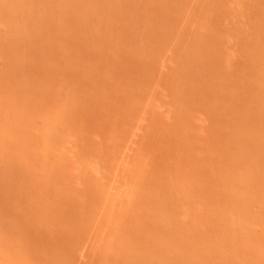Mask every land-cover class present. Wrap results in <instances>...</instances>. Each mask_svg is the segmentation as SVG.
<instances>
[{"label":"rangeland","instance_id":"374dc122","mask_svg":"<svg viewBox=\"0 0 264 264\" xmlns=\"http://www.w3.org/2000/svg\"><path fill=\"white\" fill-rule=\"evenodd\" d=\"M230 1L0 0V264H264V0Z\"/></svg>","mask_w":264,"mask_h":264},{"label":"bare ground","instance_id":"6f19581e","mask_svg":"<svg viewBox=\"0 0 264 264\" xmlns=\"http://www.w3.org/2000/svg\"><path fill=\"white\" fill-rule=\"evenodd\" d=\"M161 1H162V0H161ZM231 1H232V0H231ZM231 1H230V2H231ZM234 1H235V0H234ZM232 2H233V1H232ZM161 3H162V2H161ZM189 9H190V8H189ZM206 9H207V8H206ZM174 10H175V9H174ZM199 10H200V9H199ZM201 10H202V9H201ZM201 10H200V13H201ZM146 12H147V11H146ZM155 12H156V11H155ZM167 12H168V10H167ZM203 12H204V11H203ZM205 12H206V11H205ZM185 13H186V12H185ZM196 13H198V12H196ZM155 14H156V13H155ZM161 14H162V13H161ZM201 14H202V13H201ZM207 14H208V13H207ZM144 15H145V13H144ZM156 15H157V14H156ZM196 15H197V14H196ZM198 15H200V14L198 13ZM205 15H206V14H205ZM261 15H262V14H261ZM200 16H201V15H200ZM160 17H161V16H160ZM191 17H192V16H191ZM197 17H198V16H197ZM236 17H237V16H236ZM184 18H185V17H184ZM198 18H199V17H198ZM165 19H166V18H165ZM182 19H183V18H182ZM201 19H202V18H201ZM186 20H187V19H186ZM157 21H158V19H157ZM199 21H200V20H199ZM261 21H262V20H261ZM179 22H180V20H179ZM184 22H185V21H184ZM138 23H139V21H138ZM181 23H182V22H181ZM186 23H187V21H186ZM182 24H183V23H182ZM205 24H206V23H205ZM139 26H140V25H139ZM204 26H205V25H204ZM204 26H203V27H204ZM201 27H202V26H201ZM144 28H145V27H144ZM187 29H188V28H187ZM190 30H191V29H190ZM217 30H218V29H217ZM148 31H149V30H148ZM187 32H188V31H187ZM220 32H221V31H220ZM222 32H223V31H222ZM214 33H216V31H214ZM199 34H200V32H199ZM202 34H203V33H202ZM218 34H219V33H218ZM185 35H186V34H185ZM215 35H216V34H215ZM207 36H208V35H207ZM139 37H140V36H139ZM202 38H203V37H202ZM205 39H206V38H205ZM212 40H213V39H212ZM216 40H217V39H216ZM223 40H224V39H223ZM201 41H204V40L202 39ZM212 42H213V41H212ZM184 43H185V42H184ZM190 45H191V44H190ZM211 45H212V44H211ZM144 46H145V45H144ZM198 46H199V45H198ZM168 47H169V46H168ZM114 48H115V47H114ZM168 49H169V48H168ZM243 49H245V48H243ZM187 50H188V49H187ZM210 50H211V49H210ZM203 51H204V50H203ZM208 51H209V50H208ZM219 51H220V50H219ZM186 52H187V51H186ZM190 52H191V51H190ZM195 52H196V51H195ZM240 52H241V51H240ZM204 53H206V52H204ZM208 53H209V52H208ZM195 54H196V53H195ZM213 54H214V53H213ZM173 55H174V54H173ZM177 55H178V54H177ZM186 55H187V54H186ZM188 56H189V55H188ZM181 58H182V57H181ZM189 58H190V56L188 57V60L190 61L191 59H189ZM193 59H195V58L193 57ZM179 60H180V59H179ZM188 60H185L186 63H184V65H185V64L187 65V61H188ZM216 61H217V60H216ZM188 63H189V62H188ZM177 64H178V63H177ZM189 64H190V63H189ZM125 65H126V64H125ZM184 65H183V66H184ZM197 65H198V64H197ZM183 66H182V70H183V74H185V73H187V72H186L187 70L184 71L186 66H185V67H183ZM116 67H117V66H116ZM218 67H219V66H218ZM223 68H224V67H223ZM186 69H190V68L187 66ZM190 70H191V69H190ZM224 71H225V70H224ZM180 72H181V71H180ZM180 72H179V73H180ZM184 72H185V73H184ZM190 72H191V71H190ZM190 72H189V70H188V73H189V74L187 73L185 76L190 75V74H191ZM260 72H261V70H260ZM260 72L258 73V75L260 74ZM263 73H264V72H263ZM222 74H223V73H222ZM108 75H109V74H108ZM181 75H182V74H181ZM207 75H208V74H207ZM255 75H256V74H255ZM185 76H184V77H185ZM119 77H120V76H119ZM184 77H183V78H184ZM194 77H195V75H194ZM215 77H216V76H215ZM260 77H261V79H262V77H264L263 74L260 75ZM260 77H259V78H260ZM111 78H112V77H111ZM114 78H116V77H114ZM172 78H173V77H172ZM188 78H189V77H188ZM206 78H207V77H206ZM95 79H96V78H95ZM178 79H180V78H178ZM181 79H182V78H181ZM184 79H185V78H184ZM184 79H182V80H180V81H181V82H182V81H185ZM203 79H204V78H203ZM172 80H173V79H172ZM205 80H206V79H205ZM213 80H214V79H213ZM108 81H109V80H108ZM178 81H179V80H178ZM188 81H189V80H188ZM113 82H114V81H113ZM193 82H194V81H193ZM211 82H212V81H211ZM116 83H117V82H116ZM185 83H186V82H185ZM203 83H204V82H203ZM138 84H139V83H138ZM207 84H209V83H207ZM177 85H178V84H177ZM181 85H182V84H181ZM191 85H192V83H191ZM196 85H198V84H196ZM199 85H200V84H199ZM211 85H212V84H211ZM173 86H174V85H173ZM200 86H201V85H200ZM189 87H191V86H189ZM197 87H198V86H197ZM203 87H204V86H203ZM217 87H218V86H217ZM217 87H216V88H217ZM182 88H183V87H182ZM193 88H195V87H193ZM245 88H246V87H245ZM198 89H199V88H198ZM204 89H205V88H204ZM213 89H214V88H213ZM242 89H243V88H242ZM183 90H184V89H183ZM186 90H187V89H186ZM196 90H197V89H196ZM245 90H246V89H245ZM153 91H154V90H153ZM178 91H179V90H178ZM214 91H215V90H214ZM241 91H242V90H241ZM241 91H240V92H241ZM250 91H251V90H250ZM97 92H98V91H97ZM187 92H188V91H187ZM196 92H197V91H196ZM200 92H201V91H200ZM204 92H205V91H204ZM243 92H244V91H243ZM198 93H199V92H198ZM202 93H203V92H202ZM210 93H211V92H210ZM215 93H216V92H215ZM187 94H188V93H187ZM187 94H186V95H187ZM105 95H106V94H105ZM121 95H122V94H121ZM184 95H185V94H184ZM184 95H183V96H184ZM193 95H194V94H193ZM195 95H197V94H195ZM201 95H202V94H201ZM215 95H216V94H215ZM153 96H154V95H153ZM211 96H212V95H211ZM235 96H236V95H235ZM256 96H257V95H256ZM176 97H177V96H176ZM257 97H258V96H257ZM257 97H256V98H257ZM191 98L194 99V97H191ZM231 98H232V97H231ZM254 98H255V96H254ZM258 98H259V97H258ZM262 98H263V97H262ZM86 99H87V98H86ZM120 100H121V99H120ZM135 100H136V99H135ZM258 100H259V99H258ZM181 101H182V100H181ZM185 101H186V100H185ZM197 101H198V100H197ZM200 101H201V100H200ZM119 102H120V101H119ZM195 102H196V101H195ZM212 102H213V101H212ZM183 103H184V102H183ZM183 103H182V104H183ZM186 103H187V102H186ZM193 103H194V102H193ZM193 103H192V104H193ZM187 104H188V103H187ZM196 104H197V103H196ZM194 105H195V104H194ZM117 106H118V105H117ZM187 106H188V105H187ZM201 106H202V105H201ZM190 107H191V106H190ZM168 109H169V108H168ZM180 109H181V108H180ZM182 109H184V108L182 107ZM189 109H190V108H189ZM177 110H178V109H177ZM183 112H184V111H183ZM185 112H187V111H185ZM106 113H107V112H106ZM241 114H242V113H241ZM216 117H217V115H216ZM123 118H124V117H123ZM217 119H218V118H217ZM188 120H189V119H188ZM164 127H165V126H164ZM212 128H213V127H212ZM262 128H264V127L262 126ZM262 128H260V129H262ZM213 129H214V128H213ZM160 130H161V128H160ZM262 130H263V129H262ZM212 131H213V130H212ZM245 131H246V130H245ZM258 132H260V131H257V132H256V135L258 134ZM193 133H194V132H193ZM209 133H210V132H209ZM254 133H255V132H254ZM263 133H264V131H263ZM205 134H206V133H205ZM261 134H262V133H261ZM261 134L259 133V135H261ZM256 135H255V136H256ZM250 136H251V135H250ZM253 136H254V135H253ZM253 136H252V137H253ZM262 136H264V135L262 134L261 137H262ZM259 137H260V136H259ZM254 138H255V137H254ZM262 138H263V140L261 139V140H260L261 142L264 141V137H262ZM196 139H197V138H196ZM223 141H224V140H223ZM250 141H252V138H251ZM250 141H249V143H250ZM225 142H226V141H225ZM254 142H255V141H254ZM254 142L252 141L251 144L253 145ZM223 143H224V142H223ZM247 144H248V140H247ZM248 145L250 146V148H252V147H251L252 145H250V144H248ZM248 145H247V146H248ZM263 145H264V144H263ZM263 145H261L260 147H263ZM213 146H214V145H213ZM220 146H221V145H220ZM231 146H233V145H231ZM249 146H248V147H249ZM210 149H211V148H210ZM213 149H214V148H213ZM260 149H261V148H259V150H260ZM213 151H214V150H213ZM213 151H212V152H213ZM216 151H217V150H216ZM222 151H223V149H222ZM247 151H248V150H247ZM257 151H258V150H256V152H257ZM263 151H264V150H263ZM263 151H261V152H263ZM220 152H221V151H220ZM230 152H232V151H230ZM256 152H255V153H256ZM259 153H260V151H259ZM263 153H264V152H263ZM237 155H238V154H237ZM262 155H263V154H261L260 156H262ZM219 156H220V155H219ZM263 156H264V155H263ZM210 157H211V156H210ZM238 157H239V156H238ZM205 158H206V157H205ZM215 158H216V157H215ZM220 158H222V157H220ZM262 158H263V157H262ZM226 159H227V158H226ZM204 160H205V161H204ZM204 160H201L202 162L204 161L203 164H202V162L200 163V161H199L198 164H200V165L202 164L204 167H206L207 164H208L209 162H207L208 159H207V160L204 159ZM218 160H219V159H218ZM224 160H225V159H224ZM263 160H264V159H263ZM211 161H212V160H211ZM220 161H221V160H220ZM234 161H235V160H234ZM260 161H262V160H260ZM260 161H259V163H260ZM218 162H219V161H218ZM220 163H221V162H220ZM231 163H232V162H231ZM255 163H257V162H255ZM204 164H206V165H204ZM249 164H250V163H249ZM257 164H258V163H257ZM262 164H263V165H261V166H264V163H263V162H262ZM200 165H198V167H201V166H202V165H201V166H200ZM208 165H209V164H208ZM212 165H213V164H212ZM216 165H218V164H216ZM252 165H253V164H251V167L254 168V167H253L254 165H253V166H252ZM241 166H242V165H241ZM249 166H250V165H249ZM249 166H248V167H249ZM144 167H145V166H144ZM188 167H189V166H188ZM208 167H209V166H207V169H208ZM251 167H250V168H251ZM201 168H202V170H204L203 167H201ZM210 168H211V167H210ZM244 168H245V166H244ZM258 168H259V166H258ZM262 168H263V167H262ZM205 169H206V168H205ZM248 169H249V168H248ZM263 169H264V168H263ZM198 170H199V169H197L196 171H198ZM232 170H234V169L232 168ZM256 170H257V169H256ZM188 171H189V170H188ZM205 171H206V170H205ZM209 171H210V170H209ZM217 171H218V170H217ZM237 171H238V170H237ZM237 171H236V172H237ZM250 171H251V170H250ZM263 171H264V170H263ZM263 171H262V173H263ZM186 172H187V171H186ZM247 172H248V170H247ZM255 172H256V171H255ZM187 173H189V172H187ZM214 173H215V172H214ZM216 173H217V172H216ZM251 173H253V172H251ZM258 173H259V171H258ZM258 173H257V174H258ZM179 174H180V173H179ZM190 174H191V173H190ZM220 174H221V172H220ZM236 174H237V173H236ZM186 175H187V174H186ZM192 175H193V174H192ZM211 175H212V173H211ZM213 175H214V174H213ZM233 175H234V173H233ZM245 175H246V174H245ZM255 175H256V174H255ZM258 175H259V174H258ZM258 175H257V176H258ZM260 175H261L262 177H264V175H262V174H260ZM234 176H235V175H234ZM246 176H247V175H246ZM253 176H254V175H252L251 177H253ZM257 176H256V177H257ZM261 176H258V177H261ZM206 177H207V176H206ZM208 177H209V175H208ZM254 177H255V176H254ZM256 177H255L254 179L257 180L258 177H257V178H256ZM223 178H224V177H223ZM235 178H236V177H235ZM237 178L239 179V177H237ZM242 178H243V177H242ZM244 178H245V177H244ZM188 179H189V178H188ZM47 180H48V179H47ZM195 180H196V179H195ZM220 180H221V179H220ZM243 180H244V179H243ZM245 180H247V179L245 178ZM256 180H255V181H256ZM263 180H264V179H263ZM67 181H68V179H67ZM188 181H189V180H188ZM193 182H194V180H193ZM225 182H226V181H225ZM234 182H235V181H234ZM238 182H239V180H238ZM249 182H251V180H250ZM253 182H254V180H253ZM188 183H189V182H188ZM194 183H195V182H194ZM196 183H201V182L198 181V182H196ZM232 183H233V182H232ZM241 183H242V182H241ZM254 183H257V182H254ZM254 183H253V184H254ZM45 184H46V183H45ZM210 184H211V183H210ZM215 184H216V183H215ZM238 184H239V183H238ZM245 184H246V183H245ZM211 185H212V184H211ZM213 185H214V184H213ZM219 185H220V184H219ZM224 185H225V184H224ZM232 185H233V184H232ZM232 185H231V186H232ZM242 185H243V184H242ZM44 186H46V185H44ZM184 186H185V185H184ZM190 186H191V185H190ZM190 186H189V187H190ZM195 186H196V185H195ZM195 186H194V187H195ZM208 186H209V185H208ZM231 186H230V187H231ZM246 186H247V185H246ZM252 186H253V185H252ZM197 187H198V185H197ZM199 187H200V186H199ZM46 188H47V187H46ZM206 188H207V187H206ZM209 188H210V186H209ZM213 188H214V187H213ZM235 188H237V187H235ZM244 188H245V187H244ZM249 189H250V188H249ZM182 190H183V189H182ZM204 190H205V189H204ZM48 191H49V190H48ZM175 191H176V190H175ZM180 191H181V190H180ZM185 191H186V190H185ZM208 191H209V190H208ZM245 191H246V190H245ZM133 192H134V191H133ZM206 192H207V191H206ZM223 192H224V191H223ZM139 193H140V192H139ZM219 193H222V192H219ZM231 193H232V192H231ZM231 193H230V194H231ZM235 193H236V192H235ZM205 194H206V193H205ZM222 194H223V193H222ZM230 194H229V197H230ZM132 195H133V194H132ZM136 195H138V194H136ZM174 195H175V194H174ZM236 195H237V193H236ZM256 195H257V194H256ZM258 195H259V199H260V194H258ZM258 195H257V196H258ZM211 196H212V195H211ZM222 196H223V195H222ZM245 196H246V195H245ZM245 196H244V197H245ZM247 196H248V195H247ZM263 196H264V195H263ZM138 197H139V195H138ZM148 197H149V196H148ZM174 197H175V196H174ZM242 197H243V196H242ZM135 198H137V197H135ZM213 198H214V197H213ZM262 198H264V197H262ZM218 199H219V197H218ZM222 199H223V198H222ZM226 199H227V197H226ZM231 199H232V198H231ZM235 199H236V198H235ZM235 199H234V200H235ZM259 199H258V201L255 200V199H253L252 201L250 200V201H248V203L251 202L250 205L253 206V205H255L254 202L256 203V201H257V202L259 203ZM159 201H160V200H159ZM224 201H225V200H224ZM253 201H254V202H253ZM261 201H262V200L260 199V202H261ZM140 202H141V201H140ZM161 202H162V201H161ZM197 202H198V201H197ZM200 202H201V201H200ZM218 202H219V201H218ZM237 202H238V201H237ZM141 203H142V202H141ZM153 203H154V202H153ZM206 203H207V202H206ZM225 203H226V202H225ZM234 203H235V202H234ZM234 203H233V204H234ZM252 203H253V204H252ZM258 203H256V205H258ZM154 204H155V203H154ZM241 204H242V203H241ZM260 204H262V203H260ZM256 205H255V206H256ZM262 205H263V204H262ZM35 206H36V204H35ZM41 206H42V205H41ZM255 206H254V207H255ZM201 207H202V206H201ZM233 207H234V206H233ZM236 207H237V206H236ZM241 207H242V205H241ZM241 207H240V208H241ZM254 207H253V208H254ZM191 208H192V207H191ZM249 208H250V207H249ZM257 208H260L259 205H258ZM49 209H50V208H49ZM159 209H160V208H159ZM189 209H190V208H189ZM232 209H233V208H232ZM254 209H256V207H255ZM235 210H236V208H235ZM141 211H142V210H141ZM201 211H202V210H201ZM219 211H220V210H219ZM232 211H233V210H232ZM245 211H246V210H245ZM255 211H256V210H255ZM49 212H50V210H49ZM49 212H48V213H49ZM190 212H191V211H190ZM212 212H213V211H212ZM165 213H166V212H165ZM232 213H233V212H232ZM233 214H234V213H233ZM113 215H114V214H113ZM117 215H119V214H117ZM133 215H134V214H133ZM198 215H199V214H198ZM220 215H221V214H220ZM229 215H230V214H229ZM254 215H255V214H254ZM115 216H116V215H115ZM165 216H166V215H165ZM199 217H200V215H199ZM39 218H40V217H39ZM116 218H117V217H116ZM116 218H115V219H116ZM261 218H262V216H261ZM194 219H196V218H194ZM221 219H222V218H221ZM225 219H226V218H225ZM253 219H254V217H253ZM144 220H145V219H144ZM151 220H152V219H151ZM159 220H160V219H159ZM166 220H167V219H166ZM236 220H237V219H236ZM133 221H134V220H133ZM196 221L198 222V219H197ZM200 221L202 222V220H200ZM233 221H234V220H233ZM259 221H260V220H259ZM261 221H262V220H261ZM263 221H264V220H263ZM197 222H195V223H197ZM239 222H240V220H239ZM257 222H258V221H257ZM35 223H36V222H35ZM240 223H241V222H240ZM250 223H252V222H250ZM263 223H264V222L261 223L262 226H263ZM149 224H150V223H149ZM199 224H200V222H199ZM199 224H198V225H199ZM221 224H222V223H221ZM224 224H225V223H224ZM250 225H251V224H250ZM205 226H206V225H205ZM220 226H221V225H220ZM252 226H254V225H252ZM255 226H256V225H255ZM195 227H196V226H195ZM198 227H200V225H199ZM222 227H223V226H222ZM235 227H236V226H235ZM257 227H258V226H257ZM80 228H81V227H80ZM155 228H156V227H155ZM193 228H194V227H193ZM209 228H210V227H209ZM237 228H238V227H237ZM242 228H243V227H242ZM262 228H263V227H262ZM78 229H79V228H78ZM217 229H218V228H217ZM219 229H221V228L219 227ZM222 229H223V228H222ZM80 230H81V229H80ZM207 230H208V229H207ZM212 230H213V229H212ZM263 230H264V229H263ZM75 232H76V231H75ZM77 232H78V231H77ZM79 232H80V231H79ZM198 232H199V231H198ZM202 232L204 233V231H202ZM210 232H211V231H210ZM224 232H225V231H224ZM203 233H201V234L203 235ZM215 233H216V231H215ZM215 233H213V234H214V238L216 237V236H215V235H216ZM257 233H258V232H257ZM199 234H200V233H199ZM213 234H212V235H213ZM68 235H69V234H68ZM79 235H80V234H79ZM202 235H201V236H202ZM212 235H211V236H212ZM255 235H256V234H255ZM197 236H198V235H197ZM217 236H218V235H217ZM205 237H207V240H206ZM226 237H227V236H226ZM229 237H230V236H229ZM239 237H240V236H239ZM173 238H174V237H173ZM179 238H180V237H179ZM204 238H205V240H204L205 242L210 240V239L208 240V233H207V236L204 235ZM204 238H203V239H204ZM220 238H221V237H220ZM233 238H234V237H233ZM245 238H247V237H245ZM255 238H256V237H255ZM203 239H201V240H203ZM212 239H213V238H212ZM215 239H216V238H215ZM215 239H214V241H215ZM194 240H195V239H194ZM223 240H225V239H223ZM248 240H249V239H248ZM260 240H261V239H260ZM189 241H190V240H189ZM212 241H213V240H212ZM214 241H213V242H214ZM216 241H217V242H216ZM216 241H215L216 244H213V242H212V245H213L212 248H214L215 245H220V244H219V243H220V240H218V237H217ZM218 241H219V242H218ZM245 241H246V240H245ZM263 241H264V238H263L262 242H263ZM241 242H242V241H241ZM256 242H257V241H256ZM256 242H255V244H256ZM262 242L260 241V243H262ZM1 243H3V242H1ZM1 243H0V244H1ZM4 243H5V242H4ZM4 243H3V244H4ZM202 243H203V242H202ZM210 243H211V242H210ZM217 243H218V244H217ZM258 243H259V242H258ZM258 243H257L256 245H253V248H257V247H258V248L260 249V247L258 246ZM260 243H259V244H260ZM1 245H2V244H1ZM4 245H5V244H4ZM192 245H193V244H192ZM198 245H199V244H198ZM210 245H211V244H210ZM210 245H209V246H210ZM221 245H222V244H221ZM221 245H220V246H221ZM243 245H244V244H243ZM28 246H29V245H28ZM205 246H206V245H205ZM241 246H242V245H241ZM245 246H247V245H245ZM245 246H244V247H245ZM255 246H256V247H255ZM1 247H2V246H1ZM6 247H7V245H6ZM182 247H183V246H182ZM203 247H204V246H203ZM207 247H208V246H207ZM216 247H217V246H216ZM218 247H219V246H218ZM7 248H8V247H7ZM200 248H201V247H200ZM208 248H209V249H212L211 246L208 247ZM234 248H235V247H233V249H234ZM251 248H252V247H251ZM4 249H5V248H4ZM188 249H189V248H188ZM209 249H207V250H209ZM225 249H226V248H225ZM231 249H232V248H231ZM235 249H236V248H235ZM242 249H245V251L243 250L244 253H245V252H246V247H245V248H242ZM242 249H241V250H242ZM247 249H248V247H247ZM263 249H264V248H263ZM263 249H262V251H261V254H257V255H256V253H253V254L256 255L254 258H256L257 260L261 259L262 261H264V257H263L264 255H262V252H264ZM205 250H206V248H205ZM207 250H206V251H207ZM260 250H261V249H260ZM260 250L258 251V249H256V250L253 249L252 252H254V251H255V252H260ZM177 251H178V250H177ZM203 251H204V249H203ZM206 251H204V252H206ZM216 251H217V250H216ZM229 251H230V249H229ZM229 251H228V252H229ZM236 251H237V250H235V252H236ZM243 251H241V254L243 253ZM247 251H248V252H249V251L251 252V250H249V249H248ZM11 252H12V251H11ZM196 252H197V251H196ZM228 252H225L224 255H223V252H222V255H223L222 257L226 258L225 255H226V254H230V253H228ZM235 252H234V254H235ZM248 252H247V253H248ZM205 254H206V253H205ZM218 254H219V253H218ZM13 255H14V254H13ZM219 255H220V254H219ZM206 256H207V255H206ZM208 256H211V254L208 255ZM227 256H228V255H227ZM230 256H231V254H230ZM230 256H228V257L231 258ZM240 256H241V255H240ZM240 256H239V257H240ZM249 256H250V255H249ZM252 256H253V255H252ZM194 257H195V256H194ZM197 257H199V256H197ZM197 257H196V258H197ZM200 257H202V256L200 255ZM217 257H219V256H217ZM237 257H238V256H237ZM246 257H247V256H246ZM262 257H263V258H262ZM206 258H207V257H206ZM224 258H223V259H224ZM229 258H228V259H229ZM254 258H253V259H254ZM207 259H208V258H207ZM209 259H210V258H209ZM219 259H220V258H219ZM228 259H227V260H228ZM236 259H237V258H236ZM189 260H190V259H189ZM194 260H196V259H194ZM198 260H199V259H198ZM248 260H249V259H248ZM219 261H220V260H219ZM222 261H223V260H222ZM236 261H237V260H236ZM17 262H18V261H17ZM237 262H238V261H237ZM245 262H246V261H245ZM254 262H256V261H254ZM258 262H259V263H262V262H260V260H259ZM197 263H198V261H196V264H197ZM205 263H206V262H205ZM263 263H264V262H263ZM194 264H195V263H194ZM199 264H200V263H199ZM230 264H231V263H230Z\"/></svg>","mask_w":264,"mask_h":264}]
</instances>
